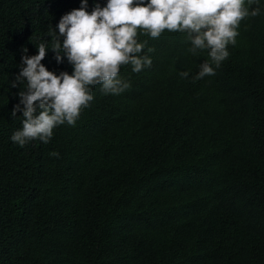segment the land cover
Wrapping results in <instances>:
<instances>
[{
    "label": "trees",
    "instance_id": "1",
    "mask_svg": "<svg viewBox=\"0 0 264 264\" xmlns=\"http://www.w3.org/2000/svg\"><path fill=\"white\" fill-rule=\"evenodd\" d=\"M80 7L0 0V264H264V0H244L219 68L209 49L189 51L188 32L137 29L151 66L121 65L130 87L118 95L87 86L74 125L21 147L11 137L25 118L11 113L28 85H11L22 50L45 44L40 63L71 75L50 48ZM204 63L215 74L197 79Z\"/></svg>",
    "mask_w": 264,
    "mask_h": 264
},
{
    "label": "clouds",
    "instance_id": "2",
    "mask_svg": "<svg viewBox=\"0 0 264 264\" xmlns=\"http://www.w3.org/2000/svg\"><path fill=\"white\" fill-rule=\"evenodd\" d=\"M86 8L87 0H81V7L63 15L52 33L50 49L57 62L61 53L67 57L73 66L71 75H55L40 63L46 54L45 44L37 48L35 56H27L26 48L22 50L21 70L11 85L24 81L28 85L18 93L23 109L17 104L11 113L15 116L22 111L25 118L22 129L11 137L21 147L36 138L47 144L56 126L65 122L74 125L81 109L93 100L87 86L102 84L104 93L118 95L130 87L117 78L121 65L131 64L137 73L151 66L149 57L137 55L144 47L137 42V29L153 38L164 30L188 32L189 51L209 49V57L219 68L229 56L227 46L236 43L240 21L248 15L244 0H107L106 6L96 4L90 14ZM259 11L256 7L251 14ZM214 74V68L204 63L197 79ZM50 155L59 158V153Z\"/></svg>",
    "mask_w": 264,
    "mask_h": 264
}]
</instances>
